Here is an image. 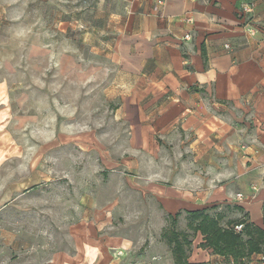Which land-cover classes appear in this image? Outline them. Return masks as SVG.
I'll return each instance as SVG.
<instances>
[{"label": "crops", "instance_id": "0c3cea01", "mask_svg": "<svg viewBox=\"0 0 264 264\" xmlns=\"http://www.w3.org/2000/svg\"><path fill=\"white\" fill-rule=\"evenodd\" d=\"M111 1L113 37L90 53L107 66L93 68L113 119L127 126L128 150L141 154L138 193L114 200L122 195L124 216L130 208L144 222L132 237L99 236L88 224L72 253L50 264H175L161 236L164 217L178 214L176 232L183 226L191 234L187 214L195 211L222 228L245 220L264 231V0ZM19 2L0 0V16L17 23ZM8 82L0 80L4 127ZM188 240L187 264H236L201 247L200 234ZM253 255L242 264H255Z\"/></svg>", "mask_w": 264, "mask_h": 264}, {"label": "rangeland", "instance_id": "374dc122", "mask_svg": "<svg viewBox=\"0 0 264 264\" xmlns=\"http://www.w3.org/2000/svg\"><path fill=\"white\" fill-rule=\"evenodd\" d=\"M113 6L20 0L17 23L0 16V80L9 81L11 109L5 127L0 121V264H50L72 253L88 224L99 236L132 237L144 222L130 208L124 216L122 195L114 200L138 193L141 154L128 150L127 126L113 119L93 68L107 66L90 53L113 37Z\"/></svg>", "mask_w": 264, "mask_h": 264}, {"label": "trees", "instance_id": "16d2710c", "mask_svg": "<svg viewBox=\"0 0 264 264\" xmlns=\"http://www.w3.org/2000/svg\"><path fill=\"white\" fill-rule=\"evenodd\" d=\"M187 228L192 235L200 234L203 238L201 247L210 249L214 254L229 257L236 264L253 254L260 253L264 248V231L248 224L245 220H239L235 225L242 226L240 232L232 227L222 228L218 218H212L202 211L187 214ZM167 216L168 226L162 232V238L171 246V252L175 264H187L186 248L191 241L188 236L179 234L175 230L176 218Z\"/></svg>", "mask_w": 264, "mask_h": 264}, {"label": "built area", "instance_id": "2783aa9c", "mask_svg": "<svg viewBox=\"0 0 264 264\" xmlns=\"http://www.w3.org/2000/svg\"><path fill=\"white\" fill-rule=\"evenodd\" d=\"M164 2H165V0H156V2H155V7L163 6V5H164ZM241 12H242L243 14H245V15H249V14H251V12H252V7H251V5H249V4H245V5H243L242 8H241ZM186 21L191 22L190 19H186ZM246 32H247L249 35H253V34H254V30H253L251 27H247V28H246ZM185 39H188V36H185ZM226 48H227V46H226ZM238 196H239V195H238ZM241 229H242V226H241V225H239V226H235V227H234V230H235L236 232H240ZM251 260H252V262H254L255 264H264V248H263V250H262L260 253H258V254H254V255L251 257Z\"/></svg>", "mask_w": 264, "mask_h": 264}]
</instances>
